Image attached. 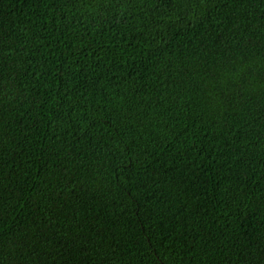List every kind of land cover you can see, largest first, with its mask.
Wrapping results in <instances>:
<instances>
[{
    "label": "trees",
    "instance_id": "16d2710c",
    "mask_svg": "<svg viewBox=\"0 0 264 264\" xmlns=\"http://www.w3.org/2000/svg\"><path fill=\"white\" fill-rule=\"evenodd\" d=\"M0 264H264V0H0Z\"/></svg>",
    "mask_w": 264,
    "mask_h": 264
}]
</instances>
